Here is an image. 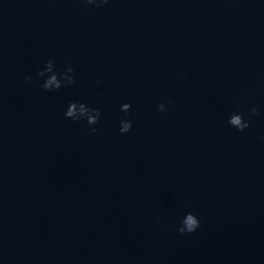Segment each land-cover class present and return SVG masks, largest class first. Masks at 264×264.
I'll return each instance as SVG.
<instances>
[{
	"label": "water",
	"instance_id": "obj_1",
	"mask_svg": "<svg viewBox=\"0 0 264 264\" xmlns=\"http://www.w3.org/2000/svg\"><path fill=\"white\" fill-rule=\"evenodd\" d=\"M0 264H264V0H0Z\"/></svg>",
	"mask_w": 264,
	"mask_h": 264
},
{
	"label": "clouds",
	"instance_id": "obj_2",
	"mask_svg": "<svg viewBox=\"0 0 264 264\" xmlns=\"http://www.w3.org/2000/svg\"><path fill=\"white\" fill-rule=\"evenodd\" d=\"M108 0H85L87 4H95L97 6L107 3ZM35 77L39 79V86L49 92L57 91L61 87L72 84L74 82V68L68 64L65 66L64 70L61 71L54 64L52 59H48L44 62L43 67L36 70ZM25 81L31 83L34 79L33 75L30 73L25 74ZM97 84L100 83L98 80ZM132 105L129 101H123L119 104V109L121 112L127 113L131 109ZM157 108L164 112L167 110V105L161 101L157 104ZM258 109L255 106L249 109V119H245L244 113L241 111H232L228 117L227 122L239 131L249 127L251 116L256 115ZM63 115L66 118H70L73 121H85L87 125H92L89 131L95 133L97 131L94 125L100 118V109L94 107L83 100L72 99L67 102V105L63 111ZM133 126V121L130 118L121 117L118 120V131L120 133H127L131 130ZM199 216L192 211L185 213L181 217L179 224L177 225V231L180 233H192L195 232L200 226Z\"/></svg>",
	"mask_w": 264,
	"mask_h": 264
}]
</instances>
